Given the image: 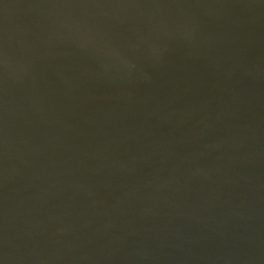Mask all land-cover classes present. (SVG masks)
Returning a JSON list of instances; mask_svg holds the SVG:
<instances>
[{"label":"water","instance_id":"obj_1","mask_svg":"<svg viewBox=\"0 0 264 264\" xmlns=\"http://www.w3.org/2000/svg\"><path fill=\"white\" fill-rule=\"evenodd\" d=\"M0 264H264V0H0Z\"/></svg>","mask_w":264,"mask_h":264}]
</instances>
